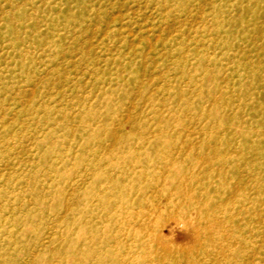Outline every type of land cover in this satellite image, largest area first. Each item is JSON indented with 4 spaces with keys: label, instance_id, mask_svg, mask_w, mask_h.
<instances>
[{
    "label": "rangeland",
    "instance_id": "1",
    "mask_svg": "<svg viewBox=\"0 0 264 264\" xmlns=\"http://www.w3.org/2000/svg\"><path fill=\"white\" fill-rule=\"evenodd\" d=\"M0 264H264V0H0Z\"/></svg>",
    "mask_w": 264,
    "mask_h": 264
}]
</instances>
